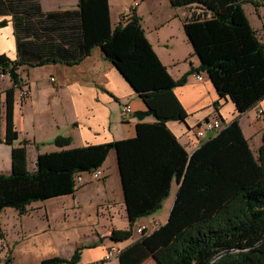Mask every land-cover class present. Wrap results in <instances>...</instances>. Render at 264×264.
<instances>
[{
  "label": "trees",
  "instance_id": "obj_1",
  "mask_svg": "<svg viewBox=\"0 0 264 264\" xmlns=\"http://www.w3.org/2000/svg\"><path fill=\"white\" fill-rule=\"evenodd\" d=\"M170 3L175 8L201 9L184 23L201 64L179 80L172 77L154 50L136 7L112 28L109 0H79L81 56L74 61L49 56L37 64L71 65L99 46L145 102L147 110L137 116L143 119L151 115L156 122L139 123L137 138L39 153L33 172L27 168V141L16 145L15 91L21 86L17 70L23 62L0 54V80L9 75L12 81L5 90L4 134L0 120V142L12 146V171L0 173V213L13 207L23 214L34 201L74 193L75 176L99 169L115 149L130 227L113 230V241L128 240L135 222L161 209L173 180L180 182L168 221L152 232L143 229L139 239L122 248L120 264H142L149 258L155 264H264V132L254 155L240 126L241 115L264 99V41L246 15L244 0ZM6 24L7 20L0 21V26ZM201 71L208 73L221 97L234 103L236 116L188 156L166 122L186 120L187 111L174 89L183 85L188 75ZM143 128L169 134L179 153L173 150L172 159L162 160L156 147L147 143L149 132L143 139ZM70 141L69 137H57L54 142L64 147ZM80 254L78 247L69 259L52 257L42 264L77 263ZM2 264H14L13 258L8 256Z\"/></svg>",
  "mask_w": 264,
  "mask_h": 264
},
{
  "label": "crops",
  "instance_id": "obj_2",
  "mask_svg": "<svg viewBox=\"0 0 264 264\" xmlns=\"http://www.w3.org/2000/svg\"><path fill=\"white\" fill-rule=\"evenodd\" d=\"M253 1L264 2L244 0L243 7L252 27L264 41V5L256 6ZM136 2V12L142 18L146 36L172 77L179 80L191 68L200 67V58L186 35L184 23L192 12L198 14L201 9L195 6L175 8L170 0H109L112 28ZM156 3L163 9L159 10ZM2 20H7V24L0 26V54L23 62L17 70L21 77L19 88H26L28 97L21 101L19 88L16 89L14 123L19 132L16 145L27 141L29 171L36 170L34 163L29 168L30 146L36 149V165L39 153L137 138L139 123L156 122L151 115L143 119L137 116L138 112L147 110L145 102L99 46L71 65L65 62L37 64L49 56L65 61L81 56L79 0H0ZM200 73L202 80L194 72L183 85L174 89L187 111L186 120L166 122V128L188 156L218 133L208 132L206 138H198L196 129L201 123L218 117L224 127L236 116L234 103L218 94L207 72ZM11 86L9 75L2 76L0 120L3 134L5 90ZM125 103L131 104L132 113L124 119ZM260 109L264 111V99L240 117V126L254 155L258 154L264 131V114L258 116ZM147 134L151 137L147 143L156 147L162 160L172 159L173 150L179 153L163 130L143 128V139ZM57 137H69L70 144L57 146L54 142ZM11 153L12 146L0 142V173L12 171ZM99 169L101 178L84 174V181L76 184L72 194L34 201L23 214L13 207L5 208L0 213V264L8 256L13 258L14 264H42L52 257L69 259L78 247L81 248L80 259L73 264H94L104 258L113 243L125 248L139 239V227L152 232L168 221L180 187L177 179L173 180L170 195L161 209L139 218L128 240L113 241L110 238L113 230L130 227L115 149L109 152ZM108 264H120L119 258Z\"/></svg>",
  "mask_w": 264,
  "mask_h": 264
},
{
  "label": "built area",
  "instance_id": "obj_3",
  "mask_svg": "<svg viewBox=\"0 0 264 264\" xmlns=\"http://www.w3.org/2000/svg\"><path fill=\"white\" fill-rule=\"evenodd\" d=\"M136 6H137V2L133 6H131L130 9H133ZM2 76H4V75H2ZM196 77L199 80L203 79V75L201 73L196 74ZM19 97H20L21 101L26 100L28 97V90L24 89V88H19ZM122 109H123L122 110V117L124 119L127 118L132 113V106L130 103H125L123 105ZM263 114H264V111L262 109H260L258 111V116H262ZM222 127H223V122L220 118L215 117L212 119H207L206 121L201 123L200 126L196 129V136L198 138H202V139L206 138L208 132L219 131ZM87 173L94 179L101 178L100 169H95L91 172L78 173L75 176V183L79 184V183L83 182L84 181V174H87ZM143 229L144 228L139 227L138 231L141 232V231H143ZM121 251H122V248L118 244L113 243L112 245L109 246L107 253L104 256V258L98 260L94 264H108L112 259L117 258L119 256V254L121 253Z\"/></svg>",
  "mask_w": 264,
  "mask_h": 264
},
{
  "label": "rangeland",
  "instance_id": "obj_4",
  "mask_svg": "<svg viewBox=\"0 0 264 264\" xmlns=\"http://www.w3.org/2000/svg\"><path fill=\"white\" fill-rule=\"evenodd\" d=\"M139 2H142V0H138ZM157 4V3H156ZM157 7L159 8V10L160 9H163V7H161V6H159L158 4H157ZM247 9L249 8V5H246L245 6ZM130 11V10H129ZM156 14V12H154V15ZM2 78V77H1ZM5 83V82H4ZM1 85H3V83L1 84ZM244 126H245V120H244ZM264 132V131H263ZM35 146H30V148H29V168H31L32 167V165H33V163H34V166H36L35 165V161H34V153H35ZM163 210V209H162ZM160 211V214L163 212V211ZM142 228H144V227H142ZM142 232L143 231H141V232H139L138 231V229H137V234L138 235H142ZM121 247V246H120ZM143 264H155V261H153L152 259H148L147 261H145Z\"/></svg>",
  "mask_w": 264,
  "mask_h": 264
},
{
  "label": "bare ground",
  "instance_id": "obj_5",
  "mask_svg": "<svg viewBox=\"0 0 264 264\" xmlns=\"http://www.w3.org/2000/svg\"><path fill=\"white\" fill-rule=\"evenodd\" d=\"M24 89H26V88H24Z\"/></svg>",
  "mask_w": 264,
  "mask_h": 264
}]
</instances>
